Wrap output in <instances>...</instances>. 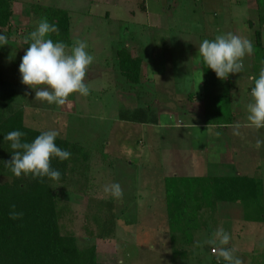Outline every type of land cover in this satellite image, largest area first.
<instances>
[{"label":"rangeland","instance_id":"1","mask_svg":"<svg viewBox=\"0 0 264 264\" xmlns=\"http://www.w3.org/2000/svg\"><path fill=\"white\" fill-rule=\"evenodd\" d=\"M218 1L229 7L230 17H225L228 10L224 6L215 7L217 17L214 13L207 14L208 19L200 17V0H11L13 27L6 36L8 44L0 46V69L17 87L26 126L55 130L57 137L78 143L90 152L87 167L55 185V190L62 233L76 236L80 246L95 243L99 262L227 264L222 258L217 262L216 254L211 252L213 246L204 241L220 227L230 230L229 221L220 222L211 216L209 211L212 210L206 208L199 216L194 212L196 217L187 211L193 218H186L182 212L184 217H180L177 209V220L167 222L165 187L184 178L173 177L168 168L167 151L173 144L169 135L173 133L175 121H183L189 110L193 122H203V102L200 98L191 99L199 91L200 74L196 78L182 64L177 73H169L163 68L166 57L160 56L159 51L152 52L162 35L179 38L180 44L192 51L199 48L204 39L212 40L229 32L230 25L218 29L216 21L228 23L251 16L264 18V0H257L258 10L254 12L247 10V0H224V4L223 0ZM44 8L66 10L70 18L68 50L75 41H85L86 51L94 57L85 78L90 87L89 95H70L62 106L36 100L35 90L21 83L19 73L21 58L31 43L25 40L44 18L40 15ZM256 28H252L254 33L259 27ZM134 45L143 57L141 83L136 88L130 87L119 74L116 56V50ZM252 45H255L257 64L251 75L257 77L261 59L264 60V46ZM243 63L246 65L244 59ZM245 65L237 76L246 75ZM242 84L248 90L254 87L247 76ZM249 97L252 98L251 94ZM218 103L221 116L209 113L206 119L231 116L226 101L220 99ZM137 106L148 113V120L154 121L156 116L157 123L120 119L121 112L129 111L130 117ZM215 130L208 127L209 133ZM6 180L0 176V183ZM112 183L121 185V200L103 191ZM189 205L193 208L195 202ZM258 225L264 227L261 222L247 219L233 226L244 243L236 255L249 264H264V247L261 246L264 245V229L259 231ZM107 231L110 237L105 238ZM169 231H176V241H171Z\"/></svg>","mask_w":264,"mask_h":264},{"label":"trees","instance_id":"2","mask_svg":"<svg viewBox=\"0 0 264 264\" xmlns=\"http://www.w3.org/2000/svg\"><path fill=\"white\" fill-rule=\"evenodd\" d=\"M41 12L40 15L58 28V32L50 34V38L54 42H63L69 46L68 12L58 8H44ZM12 15L11 0H0V34L8 36L11 33ZM255 39V43L260 44L258 30L255 31ZM116 56L119 74L130 87L136 88L135 86L141 83L143 57L137 54L134 47L127 46L116 50ZM224 80L219 79L210 69L204 74L203 81L205 86H214ZM127 113V110L121 112L120 119L136 123H157V117L154 116V121L148 120V113L141 107L137 106L130 117ZM210 119L214 120L213 117ZM209 122L215 124L214 121ZM14 130L23 132L25 135L21 138L22 142L29 143L44 132L26 126L24 106L20 104L17 87L4 77L0 69V176L7 178L0 183V264H117L99 262L95 243L80 246L76 236L62 233L60 228L55 185L85 169L90 152L78 143L56 137V145L71 153L67 160L60 161L55 157L51 160V166L61 173L60 180L53 181L44 177L43 182H40L41 178L33 179L31 175L23 174L17 178L6 165L13 155V150L10 142L4 139L7 133ZM165 194L167 222L171 223L172 219L177 220V209L180 217H184L181 214L185 213L186 218H193L186 212L190 211L192 216L196 217L197 213L199 216L206 208L215 210L217 202L220 201H242L244 205L253 202L261 205L259 200L262 195V181L244 176L183 178L181 182L175 181L167 185ZM190 202H195L193 208L189 205ZM13 204L16 211L23 213L22 218H10ZM106 233L104 237H110V232ZM170 233L171 241H176V231Z\"/></svg>","mask_w":264,"mask_h":264},{"label":"crops","instance_id":"3","mask_svg":"<svg viewBox=\"0 0 264 264\" xmlns=\"http://www.w3.org/2000/svg\"><path fill=\"white\" fill-rule=\"evenodd\" d=\"M201 10L200 17L207 18V14L214 13L217 17L216 6H224L219 4L218 0H200ZM224 4L223 2H221ZM239 5V4H238ZM227 8L226 18L230 17V9ZM247 10H258L257 0H247ZM203 12H206L204 14ZM229 12V13H228ZM233 13V12H232ZM251 13V11H250ZM250 15V14H249ZM255 15L254 13L252 14ZM249 17V16H248ZM224 17H221L223 19ZM208 19V18H207ZM150 25L152 23H149ZM202 24V23H201ZM212 24V23H211ZM216 28L220 29V26L230 25L229 32L246 38L255 44V33L252 30L257 29L260 32V43L264 46V18L249 17L246 20L239 21H216ZM207 26V23H206ZM211 37V36H210ZM182 41L179 38H171L170 36L162 35L156 43L160 46H155L152 52H160V56L166 57V62H169L163 68L167 69L169 73H177L179 65L187 66L193 73V75L200 74L198 76V92L191 99H202L203 102V122L196 123L192 121V112L189 110L188 117H185L183 121H175L172 127V132L169 135L170 142L173 143L171 149L167 151V164L173 177L180 175L184 178H205L215 176H244L249 178H256L262 181V195L260 197V204L250 202L248 205H244L242 201L217 202L215 210L209 211L213 218H217L220 222L222 220L229 221L231 224L230 230L226 231L233 238V241L225 247H234L236 252L244 247L242 243V237L237 233L235 227L236 224H241L247 219H252L254 222H261L264 224V144L259 149L256 148V141H264V131L257 130L252 127H246L247 124V105L252 102V98L249 97L251 89L243 85V80L247 76L248 80L251 72L255 71L257 64L256 54L254 51L251 55L244 57L245 74L241 77L236 74H229L230 78L225 79L222 83H218L214 86H205L204 77L205 69L209 72V68L203 64V59L198 54V48L194 50H187L184 44H180ZM136 52L138 48L134 45ZM141 55L140 53H138ZM176 57V58H175ZM183 59V62H179L177 59ZM169 58V59H168ZM168 59V60H167ZM192 59V60H191ZM143 66V65H142ZM264 67V60L261 59L259 69ZM235 75V78H234ZM258 77V76H257ZM195 82V84L197 85ZM249 91V92H248ZM224 99L229 107V114L231 116L223 119H206L208 114H213L214 117L221 112L218 107V101ZM210 108V112L208 109ZM214 121L215 124H212ZM239 124L240 135H233V125ZM208 127L216 129L209 133ZM187 128L194 130H188ZM175 132L176 130H181ZM202 212V211H201ZM200 212V214H201ZM214 214V215H212ZM259 231L264 227L259 226ZM225 229V228H224ZM170 237L172 236L169 231ZM194 236L191 238L193 239ZM257 238L255 237V241ZM211 253V252H210ZM217 258V257H216ZM221 258L217 262H220ZM244 264L246 263L245 260Z\"/></svg>","mask_w":264,"mask_h":264},{"label":"clouds","instance_id":"4","mask_svg":"<svg viewBox=\"0 0 264 264\" xmlns=\"http://www.w3.org/2000/svg\"><path fill=\"white\" fill-rule=\"evenodd\" d=\"M58 28L50 24L47 18L38 22V26L26 38L28 43L25 54L21 58L19 73L21 83L35 90V99L46 101L57 106L65 105L70 95L78 94L86 97L90 93V87L85 83L89 66L94 57L86 51L88 45L85 41L77 40L68 50L63 42H54L50 34L57 33ZM8 44V38L0 34V46ZM253 53L252 42L241 38L231 32L219 34L214 39H204L198 48V54L208 68L212 69L221 80L227 79L229 74L240 73L244 69L243 59ZM254 82L251 89L252 102L247 105V124L257 130L264 129V67L259 71L258 78L250 76ZM26 93L25 95H29ZM233 135H240V125H233ZM25 134L14 130L5 135V141L10 142L13 155L6 165L17 177L31 175L33 179L47 177L53 181H59L60 171L51 166L52 158L64 161L70 158L71 153L62 150L56 143L58 133L55 130L44 131L31 143L22 142ZM264 141L257 140L256 148L259 149ZM117 200L123 198V190L119 183L106 185L103 189ZM11 206L9 216L12 220L22 218L23 213ZM231 240L230 234L223 227L216 229L211 237L204 241L212 247L217 259L222 258L227 264H244V261L236 255L234 247H225ZM264 247V245H261Z\"/></svg>","mask_w":264,"mask_h":264},{"label":"built area","instance_id":"5","mask_svg":"<svg viewBox=\"0 0 264 264\" xmlns=\"http://www.w3.org/2000/svg\"><path fill=\"white\" fill-rule=\"evenodd\" d=\"M211 252H213V251H211Z\"/></svg>","mask_w":264,"mask_h":264}]
</instances>
